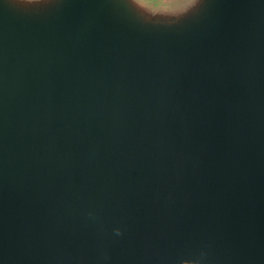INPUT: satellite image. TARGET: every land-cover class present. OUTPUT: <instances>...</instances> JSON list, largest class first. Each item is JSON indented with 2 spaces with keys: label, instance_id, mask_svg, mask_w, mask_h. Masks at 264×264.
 <instances>
[{
  "label": "water",
  "instance_id": "water-1",
  "mask_svg": "<svg viewBox=\"0 0 264 264\" xmlns=\"http://www.w3.org/2000/svg\"><path fill=\"white\" fill-rule=\"evenodd\" d=\"M0 264H264V0H0Z\"/></svg>",
  "mask_w": 264,
  "mask_h": 264
}]
</instances>
